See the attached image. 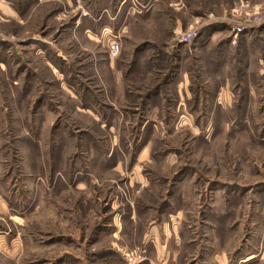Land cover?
<instances>
[{"label":"rangeland","instance_id":"374dc122","mask_svg":"<svg viewBox=\"0 0 264 264\" xmlns=\"http://www.w3.org/2000/svg\"><path fill=\"white\" fill-rule=\"evenodd\" d=\"M177 1L0 0V264H264V26Z\"/></svg>","mask_w":264,"mask_h":264},{"label":"built area","instance_id":"2783aa9c","mask_svg":"<svg viewBox=\"0 0 264 264\" xmlns=\"http://www.w3.org/2000/svg\"><path fill=\"white\" fill-rule=\"evenodd\" d=\"M239 9H232L230 12V18L222 19V22L231 26L232 31L241 29H250L253 27L260 26L264 23V3L255 2L252 3L248 0H239ZM236 18V19H234ZM218 18L213 13L203 14L199 17L194 18L193 22L188 26L184 32H175L174 41L177 44H188L192 42L198 35V30L208 21H214ZM120 51V44L117 38L110 40L108 45V53L110 57H115ZM145 253V249L135 248L130 254H127L128 258L136 259L141 257ZM129 259V260H130Z\"/></svg>","mask_w":264,"mask_h":264},{"label":"crops","instance_id":"0c3cea01","mask_svg":"<svg viewBox=\"0 0 264 264\" xmlns=\"http://www.w3.org/2000/svg\"><path fill=\"white\" fill-rule=\"evenodd\" d=\"M117 1H118V7H122L125 0H117ZM196 1H198V0H192L191 2H196ZM198 3L200 4V2H198ZM173 4H175V6H176V8H174L175 10L182 11V12L183 11L184 12L189 11L188 13H192L191 15L198 14L202 10L201 9L202 7L200 5H199V7H197V6H194V4H192L193 7L191 8L190 0H187V1L186 0H178L176 3H173ZM169 5L171 6L172 4L170 3ZM149 6L150 5H148V9H151L152 8L151 6H153V3H151L150 7ZM189 8H190V10H189ZM118 11H119V9H118ZM10 15L12 16L11 13H10ZM137 59L139 62L138 57H137ZM134 61L136 62V59L133 60V63H134ZM107 65H108V69L111 70V72L113 73V76L115 75L114 78H116L117 80L119 78V80H121L123 76L121 74V71L119 70V67H116L114 64H112V62H109ZM106 98H108V97H106ZM7 206H8V204H7L6 200L2 197V195H0V216L6 214L8 212ZM145 236H146V233H145ZM16 239H17L16 236L13 237L12 239H9L8 232L6 230L0 231V253L3 254V253H10L11 251L12 252L15 251V249L17 247ZM154 244H155V242H154ZM151 251L155 254L156 258H160L161 254H160V252H158L155 245H154V247L151 248Z\"/></svg>","mask_w":264,"mask_h":264},{"label":"trees","instance_id":"16d2710c","mask_svg":"<svg viewBox=\"0 0 264 264\" xmlns=\"http://www.w3.org/2000/svg\"><path fill=\"white\" fill-rule=\"evenodd\" d=\"M262 26H264V23L262 24ZM208 29V28H207ZM214 28H210L208 31H206V32H204L203 34L202 33H200V35L202 36H206V33H208L209 31H212ZM200 36V37H201Z\"/></svg>","mask_w":264,"mask_h":264}]
</instances>
